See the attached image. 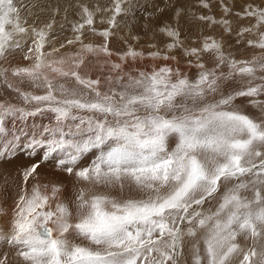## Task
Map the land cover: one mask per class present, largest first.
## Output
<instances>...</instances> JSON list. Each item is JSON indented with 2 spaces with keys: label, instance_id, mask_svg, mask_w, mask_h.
Returning <instances> with one entry per match:
<instances>
[{
  "label": "snow or ice",
  "instance_id": "6c2138e0",
  "mask_svg": "<svg viewBox=\"0 0 264 264\" xmlns=\"http://www.w3.org/2000/svg\"><path fill=\"white\" fill-rule=\"evenodd\" d=\"M122 11L116 0L115 14ZM246 14L257 17L254 27L264 24V10ZM94 16L83 7V22L75 31L91 27ZM108 23L114 26L115 16ZM27 31L14 0H0V57L21 48L13 43L14 34ZM32 31L33 46L24 56L32 66L17 67L12 76L44 92L16 87L25 106L0 102V158L21 146L33 153L43 148V161L54 160L89 187L79 188L74 202L58 199L57 184L50 192L48 185L42 192L39 184L24 191L10 235L0 230V241L16 249L22 264H264V103L250 100L261 108L259 117L235 103L264 94V75L261 83H253L257 71L264 72V61L226 59L211 40L188 53L198 59L200 51L210 53L214 65L198 63L195 80L164 66L126 74L127 79L118 75L119 90L101 91L99 79L81 74L83 55L50 60L44 52L48 34ZM166 33L174 40L179 35ZM100 35L107 39L111 33ZM253 43L264 49V33ZM82 52L111 56L106 43L85 44ZM141 55L130 49L121 59ZM221 65L229 68L227 74H218ZM119 70L120 64H112V71ZM237 77L246 86L226 92L225 81ZM46 113L49 124H34L31 132L16 128L17 120ZM88 153L95 158L81 164ZM39 166L38 161L24 171L25 182ZM113 191L136 195L122 198Z\"/></svg>",
  "mask_w": 264,
  "mask_h": 264
},
{
  "label": "rangeland",
  "instance_id": "374dc122",
  "mask_svg": "<svg viewBox=\"0 0 264 264\" xmlns=\"http://www.w3.org/2000/svg\"><path fill=\"white\" fill-rule=\"evenodd\" d=\"M115 3L116 0H14V4L19 9L21 24L28 31L25 34H14L13 43L19 42L21 48L10 49L5 56L0 57V73H4L0 75V88L2 84H5L6 91L9 84L7 82L10 79V84L14 86L10 90L8 87L7 95L4 88L1 90L0 102L25 106L15 91L16 87H20L25 92L32 93L33 91V94L44 92L43 89L29 87L26 82L20 83L19 78L12 76V70L15 68L32 66L33 61L25 59L24 56L28 47L33 46L32 41L35 39L33 29L43 30L48 34L49 41L45 45L44 52L51 54L50 60L71 61L78 53L83 55L85 63L81 66L80 72L92 79H99L101 91L114 87L119 90V85L116 83L118 75L127 79L126 74L150 73L163 66L179 69L181 75L195 80L200 71L197 67L198 63H204L205 67H214V65L210 62V53L200 51L199 59L188 53L193 48L202 50L204 43L211 40L220 44L226 59L264 61V49L257 47L255 43L249 44V41H259L260 34L264 33V24L254 27L257 24V17L246 14L253 11L259 13L264 10V0H120L123 11L119 15L115 14ZM83 7H88L95 16L94 24L91 27L85 26L81 34L75 31V28L83 22ZM113 16H115L114 26L108 23ZM49 25L51 28L48 27ZM249 28L255 31L256 36L253 32L245 31ZM105 30L111 33L107 39L100 35ZM166 30H174L179 34L178 38L174 40L173 37H169ZM78 35L80 41H76ZM105 43L111 56L82 52L85 44L97 47ZM173 43L176 46L170 48L169 45ZM53 49H58V51H53ZM130 49L142 55L135 60L131 58L122 60L121 57ZM156 52L160 55L154 58L151 53ZM165 56L168 59H164ZM112 64H120L121 70L112 71ZM68 66L65 65V67ZM217 71L218 74L219 72L227 74L229 68L221 65ZM262 75L264 72L257 71V79L253 83H261L259 77ZM5 76L8 77L7 81L4 79ZM244 86L246 82L237 77L236 80L225 81L223 87L226 92H231L233 89ZM250 100L264 103V94L252 98L239 97L235 103L242 106L247 114L259 117L261 108L250 103ZM37 117L29 118L36 119L37 122H26L25 126L21 125L22 128H29L26 131L31 132L34 123L35 125H46L51 122L48 118L41 120ZM12 124L8 122V127L12 128ZM8 166H11V156L0 158V182L2 183L5 179L3 175L11 173L12 169ZM30 178L24 183L23 191L31 192L30 188L32 190L33 185H37L36 179ZM53 181L52 179L44 181L41 190L45 191L44 185H48L49 188L53 184L59 185L58 182ZM77 182L81 184L80 181ZM93 190L97 191V189ZM73 191L75 194V189ZM22 193L24 194L21 190L19 197ZM19 197L14 201H18ZM0 199L2 200V195ZM214 203L208 206L205 204L204 207L207 209ZM2 207L11 215L6 206ZM0 216L9 219V215ZM4 219L0 220V228L10 231L11 223L7 225L2 223Z\"/></svg>",
  "mask_w": 264,
  "mask_h": 264
},
{
  "label": "bare ground",
  "instance_id": "6f19581e",
  "mask_svg": "<svg viewBox=\"0 0 264 264\" xmlns=\"http://www.w3.org/2000/svg\"><path fill=\"white\" fill-rule=\"evenodd\" d=\"M251 29H252V27H251ZM250 32H253V34H255V36H256V33H254L255 31H250ZM4 79H5V77H4ZM9 81L11 82V79ZM9 81L7 83H10ZM7 83H6V85H7ZM24 85H22V86H24ZM1 86L2 87L0 88V92L4 88L5 94L8 93V91H7L8 90V86H7V90L6 91H5V84H2ZM102 87H104V86H102ZM9 90H10V88H9ZM37 91L38 90L36 89V93H37ZM11 92L12 91H10V93ZM32 93H33V91H32ZM11 95H12V93H11ZM6 98L7 97L5 96V99ZM11 100H13V98H11ZM50 117H51V114L46 113L44 116H42V117L38 116L37 118L41 119V120H43V119L47 120V118H48L49 122H50ZM35 121L37 122L36 119H28L26 122H35ZM8 122L12 123V120L9 119ZM26 122H20V121L17 120L15 122L16 123V128H20L21 125L25 126ZM12 126H13V124H12ZM21 128H22V126H21ZM23 128L25 130L29 129V128H25V127H23ZM170 147H174V144H171ZM43 154H44V149L43 148H38V149L35 150V153H33L32 149L24 148L23 146H21V148L18 149L15 152L14 155H10L11 156V166H8V167H10L12 170H11V173L4 174L3 177L5 179H4L3 183L0 182V195H2V200L0 199V205H2L4 207L6 206V208L9 209V211L11 212V215L9 214V212L5 208L0 206V215H4V216L9 215V219H4V218H2L0 216V220L4 219V220H2V223H5L6 225L11 223V220L13 218L14 211H15V208H16V202H17V201H14V199H18L19 195L21 194V190H22V192H24L23 189H22V187H23V185L25 183L24 171L27 168H29L33 163H36L38 161L40 162V166L37 169V174H34L32 176L38 182L37 184H39L41 186L44 181L49 180V179H52V180H54V181L59 183V185L62 188V191L59 193V196H58V199L60 201L63 200V202H74L76 194H77V191L79 190V188H81V187L88 188L89 187V186L85 185L81 181H80L81 184L79 182H77L76 178L74 176H68L66 173H64L60 169H58L55 166V161L54 160L49 159L47 161H43V159H42ZM94 158L95 157H94V155L92 153H88L82 159L81 164L87 165ZM73 189H75V194H74ZM98 190H100V189H97V191ZM30 191H31V188H30ZM41 191L43 192L44 190H41ZM112 194L113 195H118L120 197H122V196L123 197H127L128 195H136V193H128L127 191H125L124 193H117V192L113 191ZM55 203H56V201H52V206L53 207L55 206ZM206 206H208V204H206ZM2 209H3V211H2ZM0 230H2L3 233L6 234V235H10V231L5 230V229H1V228H0ZM77 242L80 243V241H77ZM84 243H86V242H84ZM5 256H7V258H8L7 261H6V264H22L20 258L16 255V249H14L12 246L8 245L6 242L0 241V259H3Z\"/></svg>",
  "mask_w": 264,
  "mask_h": 264
}]
</instances>
